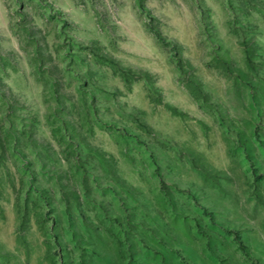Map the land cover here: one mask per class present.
Masks as SVG:
<instances>
[{"label":"rangeland","instance_id":"1","mask_svg":"<svg viewBox=\"0 0 264 264\" xmlns=\"http://www.w3.org/2000/svg\"><path fill=\"white\" fill-rule=\"evenodd\" d=\"M0 264H264V0H0Z\"/></svg>","mask_w":264,"mask_h":264}]
</instances>
